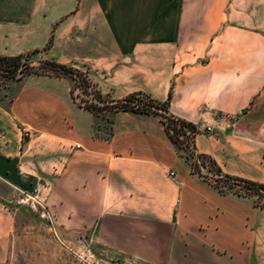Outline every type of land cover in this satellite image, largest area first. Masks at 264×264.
Wrapping results in <instances>:
<instances>
[{
    "label": "crops",
    "instance_id": "obj_1",
    "mask_svg": "<svg viewBox=\"0 0 264 264\" xmlns=\"http://www.w3.org/2000/svg\"><path fill=\"white\" fill-rule=\"evenodd\" d=\"M33 51L111 99L171 92L196 152L264 184V0H0V55ZM16 82L0 97V254L15 230L8 203L30 198L61 201L70 229L128 263L264 264V209L192 174L159 115L114 111L103 136L72 77Z\"/></svg>",
    "mask_w": 264,
    "mask_h": 264
},
{
    "label": "rangeland",
    "instance_id": "obj_2",
    "mask_svg": "<svg viewBox=\"0 0 264 264\" xmlns=\"http://www.w3.org/2000/svg\"><path fill=\"white\" fill-rule=\"evenodd\" d=\"M29 59L38 67V56L32 55ZM17 87L16 81L0 79V97L12 96ZM77 91H81L84 102L86 98L93 100L91 93L85 94L79 87ZM102 113L98 127L103 135L108 131L111 112L106 109ZM202 173L212 176L207 166L202 168ZM224 188L243 191L236 185ZM8 208L12 211L15 230L13 242L6 243L0 254V264H140L128 263L132 256L118 253L113 243H95L94 233L80 232L77 225L70 229L63 221L61 201L50 204L48 200L22 198L8 203Z\"/></svg>",
    "mask_w": 264,
    "mask_h": 264
},
{
    "label": "trees",
    "instance_id": "obj_3",
    "mask_svg": "<svg viewBox=\"0 0 264 264\" xmlns=\"http://www.w3.org/2000/svg\"><path fill=\"white\" fill-rule=\"evenodd\" d=\"M51 42L52 38L50 37L45 48H47ZM34 52L35 51L18 55H0V79L4 82L10 80L19 81L24 76L31 73L54 76L67 75L74 79L72 85V96L74 100L80 106L95 115H102V112L106 109L111 113L117 110H130L157 114L164 124L169 139L176 145L180 155L189 163L192 174L200 176L222 193L231 192L237 195L254 197V203L264 209L263 183L223 173L211 156L196 152L194 136L198 132V129L192 122L176 117L170 113L169 99L171 92H169L168 99L164 101L152 98L143 92H134L122 99H111L94 89L86 74L77 68L49 59L40 60L38 67H36L29 59ZM76 87L81 88L85 94L91 93L93 100L86 98L84 102L81 98V100L78 101L76 98L77 94L75 93ZM108 122V131L106 134H103V136H108L110 133L111 118H109ZM205 166L211 171L212 176L208 177V174L202 173V168ZM213 175H215V177H213ZM225 185L229 188H232L234 185L240 186L243 191H240L241 189H234L232 191L226 190L224 188ZM258 198H262V201H259Z\"/></svg>",
    "mask_w": 264,
    "mask_h": 264
},
{
    "label": "built area",
    "instance_id": "obj_4",
    "mask_svg": "<svg viewBox=\"0 0 264 264\" xmlns=\"http://www.w3.org/2000/svg\"><path fill=\"white\" fill-rule=\"evenodd\" d=\"M75 93L77 94L76 95L77 100L80 101L81 97H82L81 96V91H77L76 92V89H75ZM207 129H209V127H207ZM22 135H23L24 138H28L31 135V131L28 128H26V127H22Z\"/></svg>",
    "mask_w": 264,
    "mask_h": 264
}]
</instances>
